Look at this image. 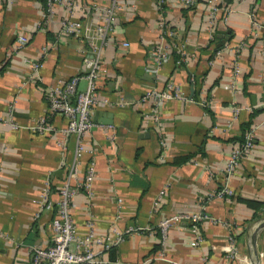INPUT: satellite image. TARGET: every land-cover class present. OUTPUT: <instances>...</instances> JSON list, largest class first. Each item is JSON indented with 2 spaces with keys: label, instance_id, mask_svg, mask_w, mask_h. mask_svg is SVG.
Masks as SVG:
<instances>
[{
  "label": "crops",
  "instance_id": "0c3cea01",
  "mask_svg": "<svg viewBox=\"0 0 264 264\" xmlns=\"http://www.w3.org/2000/svg\"><path fill=\"white\" fill-rule=\"evenodd\" d=\"M109 1L78 0L71 11L56 4L53 16L39 24L44 0H0V264H29L32 247L52 243L53 211H39L35 217L37 206L32 200L46 183L47 196L54 202L72 159V137L60 156L54 143L60 135L30 129L46 111L44 91L57 80L83 71L82 54L89 42L71 35L55 39L56 19L62 15L100 24ZM91 3L97 8H90ZM214 4L216 18L207 27L210 0H192L189 5L182 0L161 4L118 0L107 43L100 49L106 76L99 80L97 97L119 95L133 101L147 87H160L172 79L194 101L203 89L208 105L167 100L156 125L142 117L148 102L93 106V121L112 124L113 129L94 127L85 134L95 175L89 194L79 190L73 196L71 217L80 236L86 219L92 221L95 234L109 241L118 233L121 241L104 254L108 264H252L250 238L264 221V57L258 52V32L249 28L248 13L263 21L264 0ZM161 21L167 29L163 33ZM18 33L27 42L14 50ZM218 34L225 35L220 46ZM123 39L128 45L120 44ZM158 43L167 47L168 55L154 79L150 48ZM179 50L184 60L175 65ZM37 59L41 63L33 69L31 61ZM234 63L239 68L236 75ZM84 85L80 79L77 90ZM235 106L240 108L236 118L223 129ZM8 110L19 128L12 129L5 121ZM248 119L256 125L252 148L225 178L223 167L236 143L232 140ZM49 122L55 128L64 125L58 115ZM111 131L113 140L107 138ZM160 140L167 149L164 160L158 158ZM180 157L185 160L172 163ZM87 158L84 154L78 161L79 177ZM224 185L232 195L217 196ZM251 201L260 205L256 211L248 204ZM181 212L200 214L196 221L200 240L196 242L182 226L168 230L161 242L158 222ZM228 237L237 257L223 250ZM255 251L258 264H264V227L255 233ZM159 253L162 259L157 258Z\"/></svg>",
  "mask_w": 264,
  "mask_h": 264
},
{
  "label": "built area",
  "instance_id": "2783aa9c",
  "mask_svg": "<svg viewBox=\"0 0 264 264\" xmlns=\"http://www.w3.org/2000/svg\"><path fill=\"white\" fill-rule=\"evenodd\" d=\"M78 0H44L39 24H43L53 16L54 6L59 4L68 11L73 10L77 5ZM157 4H161L164 0H155ZM212 6L208 12L207 27H211L216 18V10L218 6L214 4L220 0H210ZM186 5L192 3V0H182ZM90 8L96 9V3H91ZM222 11L226 10L225 6L219 4ZM118 9V0H110L105 6V18L100 24H92L89 21H83L78 18H68L59 16L56 19L58 30L55 33V39L62 38L66 35L87 39V50L82 54L83 71L81 74H75L65 80H57L44 91V100L46 104L45 113L40 116L30 129L39 134L53 132L60 135L54 141L57 146L60 156H63L68 138H73L72 159L67 167L62 183L56 191L54 202L48 198V186L41 188L39 195L32 200L37 206L35 217L39 211H53L50 219V228L52 233V243L45 247H32L30 251L29 264H108L109 260L104 256L109 251L112 245H117L121 241V237L117 235L109 241L104 236L95 234L93 224L90 219H86L84 226L85 232L82 236L77 234L76 227L71 217V200L79 191L84 190L87 194L90 193L91 184L95 175V160L93 158L92 148L85 144V134L90 132L94 127L113 129L112 124H96L92 119V108L96 104L103 106L123 107L131 103L137 105L149 103L147 111H144L142 117L151 120L153 124H157L160 118V107L167 100H183L185 102H196L198 105L207 106L206 92L201 89V95L197 101H194L192 96L183 92L178 83L172 79L166 80L162 86H149L144 89L136 100H126L122 96L115 95L113 99L107 97L98 98L97 90L99 89V80L106 76V68L103 67L100 60V49L108 40L110 30L109 24ZM249 28L258 32L259 43L258 52L264 57V20L258 21L252 12L248 13ZM164 23L159 22V31H166ZM254 32V33H255ZM27 42V37L23 33H18L12 49H20ZM121 45H128V41L123 39ZM167 47L162 44H154L150 48L151 57V75L157 79V74L161 64L167 58ZM46 51V46H42L41 54ZM218 52V51H215ZM184 60L183 51H178V56L175 58V65H181ZM212 59H209L211 62ZM41 63V59L31 61V67L37 69ZM239 72L238 65L232 64V74L236 75ZM102 77V78H103ZM80 79L85 81L84 88L77 90V83ZM192 81V78H190ZM261 80L264 83V69L262 71ZM239 106L233 107V116L223 123V129H228L231 126L232 120L236 118L239 111ZM249 110L248 107H245ZM60 116L64 119V125L55 128L49 122L54 116ZM6 118L9 126L12 129H17L20 126L12 119V112L8 110ZM256 125L250 124L249 128L243 135V141L234 145L226 158L223 174L228 178L237 167L240 159L252 148L254 131ZM114 133L111 131L107 137L109 140L114 139ZM161 147L158 158L164 160L167 155L166 145L163 140L159 141ZM86 154L88 156L82 175L78 176V161ZM217 196L232 195L231 190L224 185L215 193ZM119 201V200H118ZM200 219V214L175 213L164 217L157 224L161 242L166 238L168 230L187 226L189 231L194 235L196 242L200 237L196 231V221ZM227 243L223 250L231 252L236 256L235 249L232 246V238L228 237ZM158 259H162V254L159 253Z\"/></svg>",
  "mask_w": 264,
  "mask_h": 264
},
{
  "label": "trees",
  "instance_id": "16d2710c",
  "mask_svg": "<svg viewBox=\"0 0 264 264\" xmlns=\"http://www.w3.org/2000/svg\"><path fill=\"white\" fill-rule=\"evenodd\" d=\"M174 58H175V54H173ZM175 60V59H174ZM251 122H250V119H248L247 121H244L240 124V135L236 138V139H233L232 141L236 142L235 145L241 143L243 141V135L245 133V131L249 128ZM234 146V145H233ZM185 160V157H180L178 160H173L172 163H178V162H181ZM248 204L251 206V208L256 211V209L259 208V204L257 203V201H251V202H248ZM254 214H253V218H254ZM110 252V250H109Z\"/></svg>",
  "mask_w": 264,
  "mask_h": 264
},
{
  "label": "water",
  "instance_id": "95a60500",
  "mask_svg": "<svg viewBox=\"0 0 264 264\" xmlns=\"http://www.w3.org/2000/svg\"><path fill=\"white\" fill-rule=\"evenodd\" d=\"M217 37L219 38V42H218L217 45L220 46L224 42V40H225V35L218 34ZM262 227H264V221L263 222H260L256 226V228H255V230H254V232H253V234H252V236L250 238L249 258H250V261H251L252 264H258V262H257L258 260H257V256H256V251H255V233L258 231V229H260Z\"/></svg>",
  "mask_w": 264,
  "mask_h": 264
},
{
  "label": "rangeland",
  "instance_id": "374dc122",
  "mask_svg": "<svg viewBox=\"0 0 264 264\" xmlns=\"http://www.w3.org/2000/svg\"><path fill=\"white\" fill-rule=\"evenodd\" d=\"M238 256V254H236V257ZM242 258V257H241ZM244 260V259H243Z\"/></svg>",
  "mask_w": 264,
  "mask_h": 264
}]
</instances>
